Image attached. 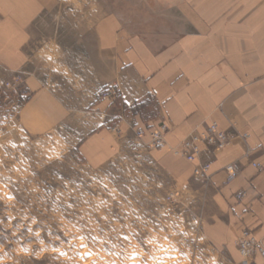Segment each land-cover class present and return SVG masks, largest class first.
Segmentation results:
<instances>
[{
  "label": "crops",
  "instance_id": "crops-1",
  "mask_svg": "<svg viewBox=\"0 0 264 264\" xmlns=\"http://www.w3.org/2000/svg\"><path fill=\"white\" fill-rule=\"evenodd\" d=\"M0 58L27 73L30 132L60 127L93 165L146 146L176 183L203 191L201 229L222 256L240 259L245 227L264 243V172L250 164H264V0H0ZM163 121L165 148L136 135ZM210 121L231 139L203 156L212 179L196 188L193 164L173 150Z\"/></svg>",
  "mask_w": 264,
  "mask_h": 264
},
{
  "label": "rangeland",
  "instance_id": "rangeland-1",
  "mask_svg": "<svg viewBox=\"0 0 264 264\" xmlns=\"http://www.w3.org/2000/svg\"><path fill=\"white\" fill-rule=\"evenodd\" d=\"M26 79L0 58V264H239L240 251L238 261L222 256L201 229L203 191L176 183L146 146L93 165L60 127L30 132ZM176 148L196 188L208 183Z\"/></svg>",
  "mask_w": 264,
  "mask_h": 264
},
{
  "label": "built area",
  "instance_id": "built-area-1",
  "mask_svg": "<svg viewBox=\"0 0 264 264\" xmlns=\"http://www.w3.org/2000/svg\"><path fill=\"white\" fill-rule=\"evenodd\" d=\"M110 98H116L117 93L114 90H108L103 93ZM170 127L166 121H163L155 127H139L136 130V135L143 138L146 134L150 136V145L162 149L167 145V134ZM245 141L244 156L251 157L255 149L247 142L248 134L241 135ZM231 134L222 129L216 121H210L205 126L190 133L181 141V145L176 148V153L185 156V158L195 163L194 175L202 182H209L211 180V163L201 162L200 158L204 154L209 153L211 149L214 151L222 150L230 142ZM251 165L256 169H261V163L251 160ZM228 173V181L233 180L239 174V169L235 163H229L225 167ZM245 191H240L236 194L238 200L244 199ZM239 251L241 253V261L239 264H264V244L261 240L254 236L253 230L244 228L237 242Z\"/></svg>",
  "mask_w": 264,
  "mask_h": 264
},
{
  "label": "bare ground",
  "instance_id": "bare-ground-1",
  "mask_svg": "<svg viewBox=\"0 0 264 264\" xmlns=\"http://www.w3.org/2000/svg\"><path fill=\"white\" fill-rule=\"evenodd\" d=\"M217 123H218V122H217ZM165 147H166V146H165ZM165 147H164V148H165ZM154 148H155V147H154ZM157 149H158V148H157ZM162 149H163V148H162ZM254 236H255V235H254ZM255 237H256V236H255ZM257 239H258V238H257ZM259 240H260V239H259Z\"/></svg>",
  "mask_w": 264,
  "mask_h": 264
}]
</instances>
